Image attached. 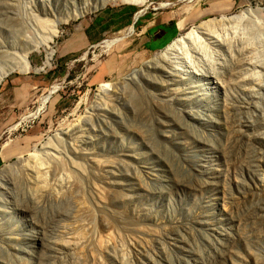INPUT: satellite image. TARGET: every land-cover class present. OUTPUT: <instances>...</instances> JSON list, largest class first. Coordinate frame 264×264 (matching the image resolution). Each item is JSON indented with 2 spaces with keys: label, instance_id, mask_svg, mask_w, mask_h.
<instances>
[{
  "label": "rangeland",
  "instance_id": "obj_1",
  "mask_svg": "<svg viewBox=\"0 0 264 264\" xmlns=\"http://www.w3.org/2000/svg\"><path fill=\"white\" fill-rule=\"evenodd\" d=\"M263 8L264 0H0L2 68L14 67L11 53L28 50V63L41 69L16 70L0 83V169L35 152L47 160L35 149L77 123L80 131L68 141L112 166L102 173L58 155L48 160L56 168L45 185L41 174L9 179L10 199L0 202V264H264V71L229 54L221 85L185 76L192 92L185 105L186 97L172 92L181 86L162 72L124 81L166 47L144 45L165 24L177 30L170 44L213 21L215 30H237L240 47L264 61ZM244 10L250 14L241 22L221 21ZM55 27L54 56L45 66L35 37ZM114 53L120 64L109 71ZM104 83L117 85L124 107L109 94L116 107L102 108L108 100L96 95ZM172 98L180 105L164 103ZM55 173L71 181L55 188Z\"/></svg>",
  "mask_w": 264,
  "mask_h": 264
},
{
  "label": "bare ground",
  "instance_id": "obj_2",
  "mask_svg": "<svg viewBox=\"0 0 264 264\" xmlns=\"http://www.w3.org/2000/svg\"><path fill=\"white\" fill-rule=\"evenodd\" d=\"M122 1H124L125 3H128V4H135V5H139V6H145V4L147 2V0H122ZM249 12H250V10H244V11H241L237 15H233V16H229V17H222L221 21H223V22L228 21L229 23H230V21L231 22L232 21H235V22L240 21L241 22L242 20L247 18L246 13L250 14ZM261 12H264V8L261 10ZM76 16H79V15H76ZM215 23H219V21H217V22L215 21ZM212 26H213V21H210V20L206 21V22H201L200 25L193 26L185 34L179 35L170 44H168L164 49L153 54L151 59L148 60V62L146 63V65L143 68L134 71L131 75H129V77L127 79H124V81H126L127 84L131 85L133 83L134 84L137 83V81L140 80V77L142 75H145V73L149 72V70H154L155 72L156 71L162 72V77L168 78L170 81L176 82L175 83L176 85L181 86L179 88H175L174 90H172V92H173L175 97L176 96L186 97V99H182L183 100L182 103L185 105L187 103L186 100L191 99V94H192L190 89L187 88L188 78H186L185 76H187L189 74H194V76H196V77L205 78L207 80H210V82H212L214 84L216 82V84L221 85L222 80L219 77L220 76L219 70L224 68L223 67L224 66L223 58L225 59V57L229 54L233 58L236 53H241L243 56V62H246L247 64H251L253 67L256 66L261 71H264V61L256 60L254 56H252L251 54L246 52L247 48L244 49V47H242V48L240 47L241 38L237 35V33H236L237 30L234 31L236 34L234 32H232V35H230L226 31L229 29V27H228V29L227 28L224 29L225 27L224 28L222 27L221 28L222 30H215L216 28L215 27L213 28ZM233 28L235 29L236 27H233ZM232 29H231V31H232ZM132 32H133V30H132V28H130L125 33V35L129 36L130 34H132ZM58 33H59L58 28L55 27L49 35H47V36L46 35L45 36L39 35V36L35 37V40H36L35 41V43H36L35 48L37 50L43 49L46 52V59H45V63H44L45 66H49L51 64V60L54 56V51L51 50V45L53 44L55 38L58 37V35H59ZM119 40H120V37L105 41V43H104L105 48H113ZM245 47H248V46H245ZM15 52L10 54V56H12L11 58L16 60V63L14 64L13 68H11L12 67V65H11V67H9L10 69L5 71L2 68L1 63H0V83L9 73H12L16 70H21L22 72H25V73H27L31 70H34L35 72L41 71V69H35L28 63L27 58H29L28 56L31 54V52H29L28 50L24 51L23 53L22 52L19 53L20 51L16 52V53ZM240 65H243V63ZM229 73H230V76H235V74L233 72H229ZM244 79L246 80L247 78H244ZM170 83H172V82H170ZM163 84H164V82H163ZM194 87H197V86H194ZM192 88H193V86H192ZM128 89H130V86H128L127 90ZM134 89H135V87H134ZM118 91H119V89L117 88V85H115V84L104 83V84L99 86V88L97 90V95H96L97 100H100V101H102L103 99L108 100V103L105 104V106L102 108H105L106 106H108V108L114 109L116 107L114 101L110 99L112 97H117V99H120L122 101L121 102L122 105L120 104V106H117V107H120V108L124 107V104H126V102L123 100V94L121 96L120 93H117ZM53 92H55V89H53ZM109 94H113L112 97H109L108 96ZM164 96H167V95H164ZM121 97H122V99H121ZM49 99H50V94H49V96L47 95V96L42 98L40 108L38 109L36 115L44 108V106L48 103ZM107 100H106V102H107ZM192 100H193V98H192ZM257 101H260V100H257ZM147 102L149 103V105L151 107H153V105H156V103H154L152 101V97H148ZM164 103L165 104L169 103L171 106L175 105L176 103L178 105H180L179 100L177 98H172L168 101H165ZM249 104H251V103H249ZM93 105H95V104H93ZM114 105H115V107H113ZM101 106H102V104H98V105H96V108L97 109L101 108ZM175 107H177V106H175ZM251 107H253V106H251ZM157 108H158V106H156V110H157ZM257 108H258V106H256V108L253 107V109L259 110ZM104 110H106V109H104ZM177 111H178V113H181V114H179L180 116H182V113L183 114L186 113L185 109L184 110L183 109H177ZM232 112H230V113H232ZM259 112H260V110H259ZM122 113L121 114L119 113L120 115H118V116H121L122 118H124L123 117L124 113L123 114ZM189 113H191V112H189ZM88 115H89V113H88ZM94 115H96V117L100 118V120H101V118H104L102 115H100V112H98V113L95 112ZM155 118H157V117H155ZM78 122H80V121H78ZM84 123H86V122H84ZM244 123H245V119H244ZM78 124L79 123H77L78 128H77V126L73 125L72 127L66 129L65 131H61L59 134H57V133L55 134L56 135L55 140L57 141V143L56 142L55 143L58 145L53 144L55 140L53 141L52 140L53 138L52 139L50 138L53 141V143L51 142V140H48L46 143H43L40 146V149H35V151H37V152L40 150V151H42L41 153L46 154L47 160H43L41 158V156L35 152V153L29 154V156L27 158L18 159L19 161L17 163H13V164L6 165V166L2 167L0 169V195H2L4 197V199L3 200L0 199V202L7 204V202L10 199L9 196H5V194L8 193L7 192V183L9 181V179H11L12 177H15V176L21 177L20 175L25 173V172H27V173L29 172V174H37V176L39 174H41V175H39V176H41L39 178H42V175H45L44 176V185H45L48 182V177L50 176L49 174H51L52 169L56 168V166H54V168H52V164H50L51 162L48 160H51V158L55 159V157L58 155L59 156L60 155L65 156V159L68 161H71V162H72V160H75V159L76 160L82 159V160L86 161L87 163H89V166L91 168L99 170L100 172L102 171V173L105 172L107 169L110 170V168L112 166L109 167V165L107 163L106 164L102 163V161L97 158L98 154L94 153L95 151L92 152V151L86 150V149L75 148L76 145H74V142H73V144H71L72 142L70 143V141H68V139L71 140V137H75L76 134L79 133L80 128H81V127H79V125H81V124H79V125ZM60 136H62V137L60 138ZM76 140L79 141L80 139H75V141ZM86 141L87 140H85V142ZM80 143L81 144L84 143V138L81 139ZM127 158H128V156H127ZM56 159H57V157H56ZM57 164L60 165L59 162H57ZM59 172L57 171V173H59ZM55 175L57 176L58 174L55 173ZM80 175H82V174H80ZM84 175H86V174H84ZM67 176H69V175H67ZM58 177H59V175H58ZM69 178L70 177H68V178L66 177V173H65V176L62 175L58 179L55 180V185L53 184V186L55 188H61L67 182H69V180L71 179V178L70 179ZM104 178L105 177L101 178L102 180H99V181L103 182ZM96 179H97V177H96ZM39 180H42V179H39ZM104 184H105V181H104ZM48 185H51L50 187H52L51 183L50 184L48 183ZM48 185H46V186H48ZM93 189H94V191H96V187H94ZM8 191H10V190L8 189ZM101 206L102 205H100V207ZM1 211H2V209L0 207V213H1ZM151 236L155 237V234L152 233ZM88 257L89 256H87V258Z\"/></svg>",
  "mask_w": 264,
  "mask_h": 264
},
{
  "label": "trees",
  "instance_id": "obj_3",
  "mask_svg": "<svg viewBox=\"0 0 264 264\" xmlns=\"http://www.w3.org/2000/svg\"><path fill=\"white\" fill-rule=\"evenodd\" d=\"M131 10L130 12L132 13L131 8L126 9ZM159 31V32H158ZM177 33L176 28L172 27L169 28L167 26H161L155 30L150 31L149 36H151L150 43L147 44V48L150 50H157V49H162L165 47L166 42L169 41V39L172 36H175ZM1 158H0V166H1Z\"/></svg>",
  "mask_w": 264,
  "mask_h": 264
},
{
  "label": "crops",
  "instance_id": "obj_4",
  "mask_svg": "<svg viewBox=\"0 0 264 264\" xmlns=\"http://www.w3.org/2000/svg\"><path fill=\"white\" fill-rule=\"evenodd\" d=\"M165 25H166V24H165ZM165 25H163V26H165ZM158 32H159V31H158ZM150 39H151V36H149V35H146V36H145V40H146V41L144 42V45L146 46V48H147V44L150 43ZM171 42H172V41H171ZM171 42H170V43H171ZM167 43H168V41L166 42V45H165V46L168 45ZM123 45H124V44H122L121 46H123ZM148 50H150V49H148ZM157 50H158V49H157ZM150 51H153V50H150ZM116 52H118V51H116ZM115 54H116V53H114V54L111 56V57H112V60L109 61V63H108V66H107V67H108V70H109V71H114V70L116 71V69H115L116 66L120 64V63H117V64L114 63V59H115V58L118 59V62H119V58H120V57L116 56Z\"/></svg>",
  "mask_w": 264,
  "mask_h": 264
}]
</instances>
